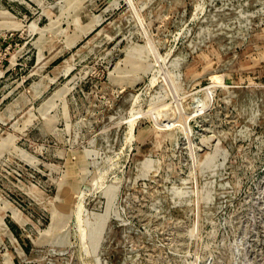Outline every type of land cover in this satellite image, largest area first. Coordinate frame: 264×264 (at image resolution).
<instances>
[{"label": "rangeland", "instance_id": "1", "mask_svg": "<svg viewBox=\"0 0 264 264\" xmlns=\"http://www.w3.org/2000/svg\"><path fill=\"white\" fill-rule=\"evenodd\" d=\"M0 264H264V0H0Z\"/></svg>", "mask_w": 264, "mask_h": 264}]
</instances>
